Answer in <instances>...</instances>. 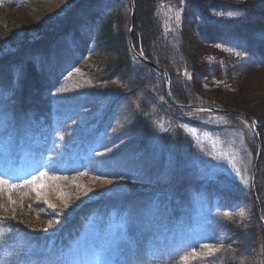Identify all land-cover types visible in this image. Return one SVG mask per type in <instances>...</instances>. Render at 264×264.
I'll list each match as a JSON object with an SVG mask.
<instances>
[{
    "label": "rangeland",
    "instance_id": "374dc122",
    "mask_svg": "<svg viewBox=\"0 0 264 264\" xmlns=\"http://www.w3.org/2000/svg\"><path fill=\"white\" fill-rule=\"evenodd\" d=\"M225 1L246 7L229 16ZM154 3L164 35L170 17L200 13L195 69L258 59L227 77L152 60L184 104L232 113L171 104L162 72L129 44L127 71L98 75L100 21L132 39L129 0H0V264H263L264 126L253 109L264 100V0ZM24 68L46 85L30 86ZM240 112L263 146L257 204L258 143Z\"/></svg>",
    "mask_w": 264,
    "mask_h": 264
},
{
    "label": "trees",
    "instance_id": "16d2710c",
    "mask_svg": "<svg viewBox=\"0 0 264 264\" xmlns=\"http://www.w3.org/2000/svg\"><path fill=\"white\" fill-rule=\"evenodd\" d=\"M199 2H204V0H198ZM155 0H136V19L134 23V31L132 34L131 42L134 45L135 49L142 52L148 59L151 61L154 58H157L156 60L160 62L162 65L167 66L168 68L172 67L173 69H176L178 64L182 61V63L187 64L186 66L190 67L193 71V75L200 76V77H210L211 74L217 77L223 76H231L233 72H243V71H251L253 69H256L259 65L258 59L255 58L252 51H248L249 56L245 58L244 60H240L236 65L224 69L222 68L221 64L219 63H206L207 65H204L202 67L203 70H197L194 68L195 59L197 58V53L193 49L194 46H192L195 41V39L199 35V25L197 23V18H199V12H196V15L191 11V8H188L185 10L184 14L178 18V23H175V19L169 18L166 22V25H169V31H167L169 34L164 35L163 33V27L161 23L155 22L154 12L155 10ZM214 3H210L212 7ZM222 7V9H225L226 11H235V15L239 12H243L244 8L246 7V4L242 3H230V1H225V3H220L219 5ZM225 6V7H224ZM215 8V7H214ZM239 11V12H238ZM225 12V11H224ZM238 12V13H237ZM114 20L110 18V16H107L106 18L101 19L100 21V31L97 36V49L94 53L97 56V70L100 72L98 75H106L110 73H119V72H126L127 71V55L129 53L128 50V40H123V37L121 33H116L113 30V24ZM185 33H190L192 37L186 38ZM176 34L177 41L171 48L169 47L168 51H164L160 49L159 44L161 41L168 39L170 42H172L173 35ZM179 34V35H178ZM196 36V37H195ZM187 39V40H186ZM202 40H205L201 36V42ZM194 45V44H193ZM243 51L246 52L244 49ZM206 61V60H205ZM207 62V61H206ZM25 69V70H24ZM23 69V74L27 76L28 84H32L33 87L40 86L39 83L43 81V84L46 85L44 80L42 79L41 75L37 73L34 70L31 69ZM203 71H205V74L203 75ZM222 71H225L224 74H221ZM157 73V72H155ZM1 74V72H0ZM3 75V74H2ZM203 75V76H202ZM169 78L171 79V75L168 74ZM5 77V76H4ZM8 78V76H6ZM20 77V75H18ZM26 79V80H27ZM224 79V78H223ZM34 80V81H33ZM164 80V78H163ZM49 81V80H48ZM3 82V81H2ZM51 86L50 81L48 82ZM2 85V84H0ZM186 85L187 82H186ZM31 86V85H30ZM2 89H5V86H0ZM15 88V83H14ZM45 89L41 87L39 91ZM170 91L172 96L182 103H184L182 100L176 97L175 91L182 92V87L180 85L175 84L174 86L170 87ZM13 93L11 92L9 97H13ZM37 93V91H35ZM36 96H38L36 94ZM7 102L5 100H2L0 98V115L3 111L7 109ZM26 107V105H24ZM45 108L40 109H33V112H37L39 115L44 114L46 111ZM29 109V108H27ZM48 110V109H47ZM254 114L261 117L260 126H264V100L263 102L255 107L253 109ZM260 138V137H259ZM260 143L261 142V139ZM262 146V145H261ZM263 147V146H262ZM256 194V191H255ZM259 200V198H258ZM260 203V200H259ZM7 205V203L5 204ZM3 205L1 204L0 207ZM255 219L258 220V218L255 215ZM263 236V235H262ZM262 238V237H261Z\"/></svg>",
    "mask_w": 264,
    "mask_h": 264
},
{
    "label": "water",
    "instance_id": "95a60500",
    "mask_svg": "<svg viewBox=\"0 0 264 264\" xmlns=\"http://www.w3.org/2000/svg\"><path fill=\"white\" fill-rule=\"evenodd\" d=\"M130 1V27H129V32L130 34L132 33L133 29H134V17H135V7H134V1L133 0H129ZM131 36V35H130ZM129 36V40H128V44L130 46V51L132 53V55L139 60L140 62H142L143 64L148 65L152 70H156V71H161L163 73L164 79H165V91H166V96L167 99L170 101L171 104H173L174 106L181 108V109H187V110H191V111H201V112H205V111H217V112H224V113H232V111L230 110H225L223 108H219V107H209V106H199V105H192V104H184L182 102H178L176 100H174L170 94V81H169V76L167 74V72L159 67L158 65H156L154 62H152L150 59H148L144 54L141 55L140 51L135 50V48L132 46L131 44V37ZM240 115H242L243 117H245L246 119H249L251 121L252 124V129H253V133H254V137L256 142L258 143V151L256 154V160H255V166L253 167L252 170V175H251V191H252V196L255 199V202L257 204V197L255 194V177H256V172H257V165L259 163V159H260V155H261V146H260V140H259V136H258V122L248 116L245 115L243 113H239ZM253 121H255V124H253ZM259 207L257 205V214H259ZM261 221L262 227L264 229V221L260 218L259 219ZM263 264H264V259H263Z\"/></svg>",
    "mask_w": 264,
    "mask_h": 264
},
{
    "label": "snow or ice",
    "instance_id": "6c2138e0",
    "mask_svg": "<svg viewBox=\"0 0 264 264\" xmlns=\"http://www.w3.org/2000/svg\"><path fill=\"white\" fill-rule=\"evenodd\" d=\"M180 3H184V0H180ZM227 15L232 16V15H234V13L229 12V13H227ZM217 47H219V45H217ZM140 54L143 55L142 52H141ZM189 78H190V77H189ZM253 124H255V121H253ZM237 174H239V172H237ZM40 175H41V176H44L45 173H40ZM34 180H35V178H34ZM2 182H3V181H0V183H2ZM241 215H243V213H241ZM52 223H53V222L50 221V222H49V226H51ZM44 230L46 231L47 229H44ZM208 251H209L210 254H212V253L214 252L213 249H208ZM194 254H195V253H194Z\"/></svg>",
    "mask_w": 264,
    "mask_h": 264
}]
</instances>
